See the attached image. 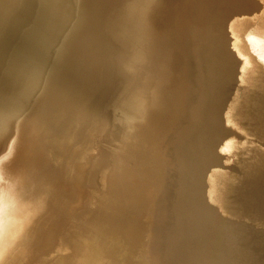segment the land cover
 <instances>
[{"label":"bare ground","instance_id":"obj_1","mask_svg":"<svg viewBox=\"0 0 264 264\" xmlns=\"http://www.w3.org/2000/svg\"><path fill=\"white\" fill-rule=\"evenodd\" d=\"M81 1L91 9L81 13L79 24H74L61 46L62 54L55 68L45 77L44 69L51 61L46 62L48 51L76 16L73 0H0V264H151L145 249L149 241L157 239L149 231L150 225L152 233L156 230L157 217L150 216V209L157 193L168 185L161 172L162 145L167 136L170 140L180 130H174V126L178 122L183 124L179 120L182 109L191 101L182 76L185 53L179 49L181 46L184 49L182 40L194 11L195 17L206 13V0H125L118 15L121 20L106 22L114 35L119 29L125 31L127 46H131L130 36L136 37L134 46H139V51H134L136 55L130 47L121 74L126 85L112 104L125 116L126 123H130L131 131L122 135L120 147L111 154L113 163L106 165L98 162L92 138L109 122L99 107L111 87L103 84L105 57L101 58L100 66L93 59V49L101 42L107 43L100 34L105 21L103 12L121 0ZM217 3L234 13L236 7L246 22L258 19L264 7V0H217ZM16 9L18 12H14ZM88 22H91L88 29H77ZM26 25L33 29L31 50L43 45L41 60H36L39 53L29 54L28 47L17 52L13 49L14 35ZM226 31L228 35L233 34V25ZM263 34L259 32L257 37L255 34V39L259 41V35ZM157 39L168 47L166 51L153 47ZM98 41L101 42L96 46ZM244 41L249 46L247 51L253 53V47L258 46L254 44L256 40L246 37ZM227 44L230 46L228 40ZM186 50L188 58L190 52L187 47ZM243 55L249 56L245 65L251 66L263 82L264 61L259 52ZM134 67L137 72L132 70ZM55 69H61V73L52 78ZM74 69V85L81 82L93 90L90 106L89 102L72 95L73 90L81 95L76 86L64 90L66 76L61 85L63 70L66 73ZM238 71L243 68L239 67ZM50 83L61 86L43 110L41 120L50 111L56 124L47 129L46 141H38L35 136L38 127L28 137L26 131ZM42 85L43 92L38 96ZM25 112L29 114L26 117ZM58 122L60 128L56 130ZM74 122L84 125L76 129ZM166 128L169 131L164 135ZM74 130L77 137L71 139L66 150L67 133L72 135ZM79 130L93 135L82 137ZM48 142L60 145L58 154L51 155L53 150L47 147ZM22 143L25 148L20 151ZM15 155H20L23 165L13 171ZM62 155L66 157L63 159ZM57 159L63 160L61 164ZM175 165L171 162L170 167ZM98 167H101V178L94 175ZM173 174L169 169L168 176ZM88 211L93 214H87ZM165 216L170 220L169 212ZM139 251L144 254L140 256Z\"/></svg>","mask_w":264,"mask_h":264},{"label":"rangeland","instance_id":"obj_2","mask_svg":"<svg viewBox=\"0 0 264 264\" xmlns=\"http://www.w3.org/2000/svg\"><path fill=\"white\" fill-rule=\"evenodd\" d=\"M124 1L116 2L103 12L105 21L100 28V34L102 33V39L109 45L98 41L95 44L97 46L101 42L100 46L93 49V59L100 66L101 58L105 57L103 84H110L111 87L99 107L101 115L109 122L102 129L103 133L100 132L92 138L94 150L98 153V162L103 165L111 164L112 151L120 147L122 135L131 131L130 123H126L125 116L113 108L112 104L126 85L121 74L130 55V47L134 48L133 53H137L139 46H134L135 36H130L131 46H127L129 41L124 35L125 31L119 29L114 35L108 30L106 23L108 19L111 23L121 20L118 15H121ZM72 3L76 16L65 33L59 37L57 44L48 51L50 55L47 54L48 58L45 59L47 63L50 59L51 61L47 65L48 68L44 69L45 77L55 68L56 60L62 54L61 46L74 24H79L77 20L80 19L81 13L91 9L88 5L84 6L81 0H73ZM205 9L206 13L197 17L194 11L182 40L184 49L182 50V46L180 49L176 48L185 53L182 76L185 79L186 95L191 101L185 110L182 109L179 120H183V124L178 120L174 126V130H180L170 140L167 136L162 145L164 147L163 158L160 160L161 172L168 185L157 193L150 209V216L154 214L157 217V228L152 233L150 225L149 231L152 237L155 233L157 239L149 241L145 250L151 264H264V81L259 80L258 74L253 72L251 66L245 65L249 56L244 58L243 55L246 52L252 56L259 52V57L264 61V34L259 35V41L255 39V34L257 37L259 32H264V7L258 19L247 22L240 18L236 7L235 13L232 9L228 11L226 6L217 3V0H206ZM18 11L16 9L14 12ZM31 21L33 23H30L34 24V20ZM90 23L80 24L77 29H88ZM230 24L233 25V34L228 35L226 28ZM26 26L14 35L13 49L17 52L28 47L29 54L39 53L38 57L34 54L33 56L39 58H35L36 60H41L43 53L40 50L43 45H36L33 51L31 50L33 29L31 30V25ZM257 26L263 28L251 30ZM128 33L131 34L130 31ZM27 36L28 39L25 40ZM246 37L256 40L254 44L258 46L253 47V53L247 51L249 46L244 45ZM251 44L253 46L252 41ZM153 47L162 48L164 51L168 48L164 47L161 39H157ZM186 47L190 52L188 58ZM134 55L132 61L135 59ZM239 67H242L243 71L239 72ZM132 70L137 72L135 67ZM64 71L60 79L62 85L64 76L68 78L64 90L76 86L81 95L74 90L72 95L78 100L89 102L90 106L93 103V90H89V87L81 82L74 85L75 69L66 73ZM60 73L61 69H55L52 78ZM143 78L149 81L147 76ZM61 85L49 84V89L54 90L51 92L48 89L37 106L28 122L27 133L25 132L27 137L33 130L36 132L38 127L36 139L46 141L45 137L49 132L47 129L56 122L50 111L44 114L42 120L41 114L49 105L52 96L54 99V93ZM42 89L43 85L38 96L43 92ZM27 112L23 116H28ZM63 119L66 117L61 118L60 122ZM60 122L57 123L56 130L60 128ZM82 125L84 124L81 122H74L76 129ZM75 130L72 135L67 133L66 150L71 139L77 137ZM167 131L168 128L164 130V135ZM78 132L82 133V137L93 135L87 130ZM48 143L47 147L53 150L51 155L54 152L58 154L60 145ZM22 147L23 143L20 145V151L25 148ZM19 157L20 155H15L13 171L22 164ZM62 157L64 159L66 155ZM62 161L57 159L56 162L61 164ZM171 162H175L179 168L176 165L170 167ZM169 169L171 174L176 171L171 177L168 176ZM95 171V177L101 178V167ZM88 212L87 214H93L92 211ZM166 212H169L170 220L165 219ZM147 230L148 228L145 237ZM137 254L142 256L144 253L139 251Z\"/></svg>","mask_w":264,"mask_h":264}]
</instances>
